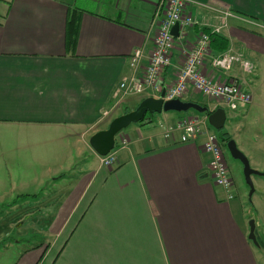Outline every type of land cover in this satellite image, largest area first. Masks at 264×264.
Segmentation results:
<instances>
[{"label":"crops","instance_id":"1","mask_svg":"<svg viewBox=\"0 0 264 264\" xmlns=\"http://www.w3.org/2000/svg\"><path fill=\"white\" fill-rule=\"evenodd\" d=\"M156 1L0 0V167L20 181L16 199L33 208L29 215L52 204L45 264H264V0H190L187 7L195 24L190 37L220 26L228 45L211 48L212 55L240 54L251 65L250 72L240 64L222 72L206 63L202 72L234 78L251 96L236 111L224 108V128L234 124L233 134L225 132L259 173L251 176L262 190L253 205L257 245L248 239L230 172L233 198L212 184L203 138L182 144L176 135L164 137L163 127L185 113H162L121 131L127 144L115 146L110 168L89 145L114 117L162 94L128 97L101 118L117 105L121 79L141 76L147 64ZM224 12L230 15L221 25ZM137 49L142 58L134 70L128 60ZM180 64L177 45L158 80L162 91ZM182 101L219 108L192 89Z\"/></svg>","mask_w":264,"mask_h":264},{"label":"built area","instance_id":"2","mask_svg":"<svg viewBox=\"0 0 264 264\" xmlns=\"http://www.w3.org/2000/svg\"><path fill=\"white\" fill-rule=\"evenodd\" d=\"M190 0H157L154 8L153 19L156 20V29L153 37V46L147 64L139 77L130 75L121 79L117 91V105L110 111L102 113V119H109L119 104L128 97H137L150 92L153 96L163 94V100L182 98L192 89L204 98L217 101L219 107L236 111L251 102V96L240 83L230 78L225 81L214 80L202 72V67L207 63L211 70L228 71L233 65L240 64L243 71L250 72L251 65L244 62L240 54L229 52L212 55L210 35H218L220 26H212L206 33L199 30L190 37L189 30L195 25L187 7ZM221 16V25L225 17ZM177 25V35L171 34V29ZM179 45L181 64L177 71L174 83L164 91L158 86V80L163 70L169 65L171 53ZM142 58L140 50H134L129 57L128 64L132 69L139 67ZM163 125V124H162ZM165 138L177 136L178 143H194L199 137L203 138L200 148L209 156L208 169L213 185L222 189L226 199L233 198L231 189L233 181L229 176L228 167L222 152V144L217 136L210 131L206 117L194 114H184L173 125H165L162 129ZM127 137L120 133L115 139V146L125 147ZM100 166L110 168L114 162L111 152L99 157Z\"/></svg>","mask_w":264,"mask_h":264},{"label":"rangeland","instance_id":"3","mask_svg":"<svg viewBox=\"0 0 264 264\" xmlns=\"http://www.w3.org/2000/svg\"><path fill=\"white\" fill-rule=\"evenodd\" d=\"M3 4L4 3H0V8ZM129 109H132V105L129 106ZM120 112H122L121 109H119L115 114H120ZM186 113L194 114L199 117L202 116V114H198L192 110H189ZM158 115L160 114H154L153 116L156 117ZM137 125H139V123L132 124L129 127L125 128L123 131L128 132L130 129ZM209 128L217 136L219 142H223L222 152L224 153L228 172H230V175L236 185V193L234 199L243 210L246 223L249 224L250 221H253L255 226V222H258L259 217L255 212V208L253 207V205L256 199L260 198V195L262 193L261 187L257 185V183L259 182L253 183L252 181L254 191L250 197L248 196L249 187L246 185L244 180L242 165L239 161L233 159L230 156L226 148V143L221 138L223 132L226 131L228 133H231L230 131H232V129L234 128V124L229 126L226 125V127H223L222 130H214L211 127ZM250 168L252 167L250 166ZM252 179L255 180L257 178L252 175ZM73 183L74 182L61 184V188H64L65 185L71 186ZM19 184V180L11 178L10 173L6 171L5 168L0 167V264H45V260L43 257L44 252H46L45 246L54 238L53 235H48L45 233L47 227H49V224H47V221L45 219V214L47 213L46 209H50L52 204L44 202L38 207L39 211H41L42 214H37L36 211V213H32L29 215L33 208H29V210L24 209V204L21 203V199H16L18 197V194H20L18 193ZM58 189L59 186L56 187V192L58 191ZM48 191L49 189H47L45 192ZM48 195L49 194H46V196ZM56 198L57 196L55 194L54 199ZM257 234L258 230L254 232L255 242H251L254 245H257L256 243H258Z\"/></svg>","mask_w":264,"mask_h":264},{"label":"water","instance_id":"4","mask_svg":"<svg viewBox=\"0 0 264 264\" xmlns=\"http://www.w3.org/2000/svg\"><path fill=\"white\" fill-rule=\"evenodd\" d=\"M171 34L176 37L177 25L175 24L171 29ZM192 110L198 114H204L209 127L214 130H222L225 124L226 113L223 108H217L214 111H209L207 107H202L193 102H185L179 99L163 100V94L158 98L147 97L142 99L138 105L131 111L125 112L119 116L114 117L103 130L97 131L89 139L91 149L100 157L106 156L113 150L115 145V137L125 128L132 124L141 122L145 114H161L167 112L186 113ZM226 148L230 156L239 161L242 165L243 176L246 185L249 187L250 197L254 191L251 182L252 175L259 173L249 166L247 158L238 150L235 142L229 139L226 142ZM249 235L248 239L255 242L254 239V223L249 222Z\"/></svg>","mask_w":264,"mask_h":264},{"label":"trees","instance_id":"5","mask_svg":"<svg viewBox=\"0 0 264 264\" xmlns=\"http://www.w3.org/2000/svg\"><path fill=\"white\" fill-rule=\"evenodd\" d=\"M74 21H75L74 19H71L67 23L68 25L73 26V32H72L73 35L75 34V28H74L75 23H74ZM203 31H205L207 33L208 29H204ZM210 39H211V42H210L211 48H213L214 51L223 52L224 50H226L228 43H227V40L225 38H223L219 35H210ZM71 41L73 42V40H71ZM153 115H150L149 113L145 114V116L141 122H152L150 117H152ZM202 116H204V114H202ZM141 122H139V123H141ZM221 138L225 143L230 139L226 132L222 133Z\"/></svg>","mask_w":264,"mask_h":264}]
</instances>
